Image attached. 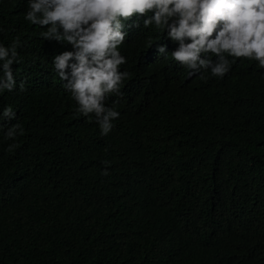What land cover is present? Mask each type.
I'll use <instances>...</instances> for the list:
<instances>
[{"label": "trees", "instance_id": "16d2710c", "mask_svg": "<svg viewBox=\"0 0 264 264\" xmlns=\"http://www.w3.org/2000/svg\"><path fill=\"white\" fill-rule=\"evenodd\" d=\"M25 8L0 0V42L20 38L25 81L0 95L23 127L0 130V264H264V69L238 57L223 78L189 77L156 57L162 32L134 29L101 136L51 70L64 49Z\"/></svg>", "mask_w": 264, "mask_h": 264}, {"label": "clouds", "instance_id": "9594fccd", "mask_svg": "<svg viewBox=\"0 0 264 264\" xmlns=\"http://www.w3.org/2000/svg\"><path fill=\"white\" fill-rule=\"evenodd\" d=\"M25 5L24 20L41 26L40 35L64 49L51 55V70L75 102V114L94 119L101 136L120 116L121 85L130 75L120 68L127 63L121 46L134 29L162 32L156 57L170 55L189 77L223 78L238 57L264 69V0H25ZM20 44L19 37L0 42V95L25 90L12 67L21 63ZM0 130L6 139L23 132L11 105L0 107Z\"/></svg>", "mask_w": 264, "mask_h": 264}]
</instances>
